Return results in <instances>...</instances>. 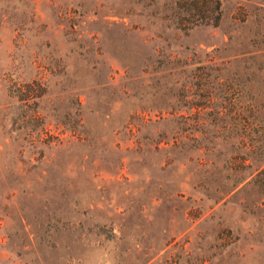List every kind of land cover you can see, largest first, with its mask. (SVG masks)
Listing matches in <instances>:
<instances>
[{
    "label": "rangeland",
    "instance_id": "374dc122",
    "mask_svg": "<svg viewBox=\"0 0 264 264\" xmlns=\"http://www.w3.org/2000/svg\"><path fill=\"white\" fill-rule=\"evenodd\" d=\"M205 1L0 0V264H264V0Z\"/></svg>",
    "mask_w": 264,
    "mask_h": 264
},
{
    "label": "trees",
    "instance_id": "16d2710c",
    "mask_svg": "<svg viewBox=\"0 0 264 264\" xmlns=\"http://www.w3.org/2000/svg\"><path fill=\"white\" fill-rule=\"evenodd\" d=\"M181 1H183L184 2V4L185 5H187L188 7H190V8H195V9H202V8H209V7H211L212 8V6H210V5H208L207 3H206V1L204 0H202L199 4L198 3H196V2H198V1H196V0H194V1H188V0H181ZM196 1V2H195ZM195 2V3H194ZM200 5V6H199ZM218 6V5H217ZM219 16H217V18H218ZM216 18V19H217Z\"/></svg>",
    "mask_w": 264,
    "mask_h": 264
}]
</instances>
